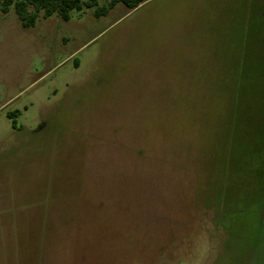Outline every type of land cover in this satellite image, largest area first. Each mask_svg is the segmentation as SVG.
<instances>
[{
	"label": "rangeland",
	"instance_id": "rangeland-1",
	"mask_svg": "<svg viewBox=\"0 0 264 264\" xmlns=\"http://www.w3.org/2000/svg\"><path fill=\"white\" fill-rule=\"evenodd\" d=\"M93 9L0 12V264H264V0Z\"/></svg>",
	"mask_w": 264,
	"mask_h": 264
},
{
	"label": "trees",
	"instance_id": "trees-1",
	"mask_svg": "<svg viewBox=\"0 0 264 264\" xmlns=\"http://www.w3.org/2000/svg\"><path fill=\"white\" fill-rule=\"evenodd\" d=\"M143 1L108 0L107 3L100 4L99 0H0V12L7 13L10 8H13L20 25L27 28L35 24L40 12L43 18L57 14L61 20L68 21L71 12L74 10L94 8V16L100 17L118 4L123 5L127 11H130ZM74 64L77 66V62Z\"/></svg>",
	"mask_w": 264,
	"mask_h": 264
}]
</instances>
